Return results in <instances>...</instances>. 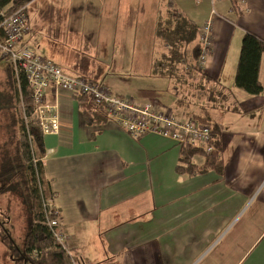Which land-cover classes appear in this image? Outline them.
<instances>
[{
	"label": "crops",
	"instance_id": "0c3cea01",
	"mask_svg": "<svg viewBox=\"0 0 264 264\" xmlns=\"http://www.w3.org/2000/svg\"><path fill=\"white\" fill-rule=\"evenodd\" d=\"M171 2L199 28L212 24L208 100L200 106H190L188 93L177 88L184 82L155 74L158 19L139 27L130 2L30 0L24 45L68 74L84 72L141 103L157 102L156 91L121 77L131 64L155 88L171 89L164 108L187 116L206 112L218 127L222 173L179 175L181 148L172 140L135 139L110 122L88 127L75 97L48 90L46 104L55 106L59 121L57 134L44 133L41 160L52 205L80 264H264V92L250 96L234 85L245 31L264 41V1ZM113 49L119 74L101 63L103 51ZM259 79L264 87V53ZM197 82L191 89L200 95ZM193 161L202 166L205 159Z\"/></svg>",
	"mask_w": 264,
	"mask_h": 264
},
{
	"label": "trees",
	"instance_id": "16d2710c",
	"mask_svg": "<svg viewBox=\"0 0 264 264\" xmlns=\"http://www.w3.org/2000/svg\"><path fill=\"white\" fill-rule=\"evenodd\" d=\"M164 1V0H163ZM264 1V0H263ZM30 0H0V12L11 15L16 10L28 5ZM233 4L235 3L232 1ZM236 8V5L234 6ZM238 7V6H237ZM237 9V8H236ZM199 27L183 14L174 15L167 12V19H163L160 12L156 27V37L167 50L159 55L153 64L156 75L167 77L176 82L186 84L189 74L186 64L189 57L192 61V70L197 72V85L199 90L206 91L204 68L198 64L201 56L199 43ZM192 46L191 50L190 47ZM264 53V41L252 32L245 31L242 39L239 60L237 64L234 85L235 88L250 96H260L264 87L259 79L261 58ZM2 60L0 59V62ZM86 62V61H83ZM82 66V65H81ZM95 81L84 72H76ZM16 77V76H15ZM11 78L10 103L18 101L25 106V110L10 111V127L15 132L9 140L11 151H5L0 166V182L4 183L0 191L13 193L23 200L30 212L29 233L24 243V251L15 250L13 254L14 264H73L77 259L72 251H67L53 237L46 225V212L43 201H53V194L48 182L45 180L43 164L41 160L45 156L43 143L44 133L39 120L34 116V103L32 94L24 76ZM13 80V81H12ZM83 114L84 122L88 127L103 126L108 119L102 109L95 107L94 103L86 96L75 97ZM8 102V103H9ZM201 123L211 126L215 135V153L205 155L201 150L183 147L181 148L177 173L179 175H197L209 170L222 173V161L219 158V129L210 122L208 113L202 115H188ZM28 121V122H27ZM33 145L36 152L33 150ZM203 156L205 162L202 166L194 164V158ZM36 161V162H35ZM0 236L7 243L8 235L0 230Z\"/></svg>",
	"mask_w": 264,
	"mask_h": 264
},
{
	"label": "built area",
	"instance_id": "2783aa9c",
	"mask_svg": "<svg viewBox=\"0 0 264 264\" xmlns=\"http://www.w3.org/2000/svg\"><path fill=\"white\" fill-rule=\"evenodd\" d=\"M29 33L28 6L11 15L0 12V59L14 70L15 76H24L32 94L34 116L39 120L43 133L57 134L59 121L55 106L46 104V94L52 90L67 92L73 97L86 96L102 109L110 123H114L133 138L153 134L172 140L179 148L191 147L205 155L215 153V135L209 125L164 108L158 102L141 103L129 97L113 94L100 82L91 81L82 75H71L52 61L38 56L24 45ZM201 56L198 64L205 62L213 53L212 24L206 23L198 32ZM36 162V161H35ZM46 212V225L55 240L67 247L68 238L61 230L60 218L52 202L43 201ZM70 251V250H69ZM73 264H80L78 261Z\"/></svg>",
	"mask_w": 264,
	"mask_h": 264
},
{
	"label": "rangeland",
	"instance_id": "374dc122",
	"mask_svg": "<svg viewBox=\"0 0 264 264\" xmlns=\"http://www.w3.org/2000/svg\"><path fill=\"white\" fill-rule=\"evenodd\" d=\"M123 4L130 2L133 8V11L135 12V15L132 17L136 18V22H138L139 27L147 26L150 27L151 22L155 23L156 25V15L160 14L159 9L161 8V13L163 19H167V12L172 11L174 15L179 14V12L173 7L172 0H122ZM156 17V18H155ZM139 31L136 29L132 35L135 32ZM153 31H155V27H153ZM157 48L159 49V53H164L167 48L163 47L162 45H157ZM192 46L190 47L191 50ZM214 49V48H213ZM115 49L113 51L108 50V55L105 51H103L101 55V63L105 66V68L108 71H111L113 73H120L117 72V63L114 62V56H115ZM128 53H132L130 49H127ZM140 53V50H139ZM158 56H154V59L159 58ZM2 60L0 62V166L2 163V156L5 151H11L9 148V140L11 139V136L15 132V128L10 127V111L11 112H17L25 110V106L22 104H19L18 101L15 100V102L10 103V96H11V78L10 76H13V78L16 80L14 70L11 68L10 65H8L7 70L8 74L6 77V72H2V68L5 65L4 61ZM186 70L189 74L186 77V84H184V87H179V90H182V95L188 93L187 101L189 102L190 106H193L197 104L198 106L206 104L208 97L206 96V92L204 90H199L201 92L200 95L194 93V91L191 89L193 82H197L198 75L197 72L192 70V61L191 58L186 61ZM7 63V62H6ZM8 64V63H7ZM132 65V64H131ZM131 72H125L128 75L122 74L123 79L130 80L131 77L135 78L132 80L135 82L134 84H138V86H147L152 87L155 92V96L157 99L152 101H157L160 105L166 106L164 103L165 101L169 100V96L167 95L170 93L171 89H168L167 92H165V89H157L155 86H159L158 83H155L153 80H147V75L142 76V73L133 71L134 66H131ZM72 75V74H71ZM79 75V74H75ZM5 76V78H4ZM142 76V77H141ZM138 77V78H136ZM193 77H195V80H193ZM13 81V80H12ZM130 81V82H132ZM163 84V83H162ZM199 89V87H197ZM196 88V89H197ZM171 94V93H170ZM131 96L136 95L134 92H130ZM196 96V98H194ZM164 101V102H163ZM9 102V103H8ZM196 108V107H195ZM15 112V113H16ZM179 113V112H178ZM181 113V112H180ZM28 122V121H27ZM33 150L35 153L36 148L33 145ZM4 183L0 182V189L3 186ZM29 222H30V212L28 206L23 203V200L20 199L17 195L9 192H1L0 191V230L3 231L4 235H8L7 243H4L2 240V237L0 236V264H14L13 254L15 250L23 252L24 251V243L26 240V237L29 233ZM27 264H32L31 262H28Z\"/></svg>",
	"mask_w": 264,
	"mask_h": 264
},
{
	"label": "bare ground",
	"instance_id": "6f19581e",
	"mask_svg": "<svg viewBox=\"0 0 264 264\" xmlns=\"http://www.w3.org/2000/svg\"><path fill=\"white\" fill-rule=\"evenodd\" d=\"M30 3V2H29ZM17 11V10H16ZM2 60V59H1Z\"/></svg>",
	"mask_w": 264,
	"mask_h": 264
}]
</instances>
